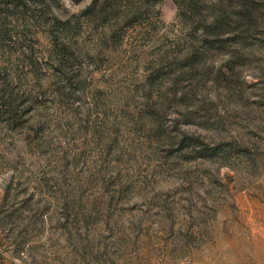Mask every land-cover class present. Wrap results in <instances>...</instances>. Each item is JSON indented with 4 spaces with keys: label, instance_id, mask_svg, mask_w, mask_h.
I'll return each instance as SVG.
<instances>
[{
    "label": "rangeland",
    "instance_id": "374dc122",
    "mask_svg": "<svg viewBox=\"0 0 264 264\" xmlns=\"http://www.w3.org/2000/svg\"><path fill=\"white\" fill-rule=\"evenodd\" d=\"M0 0V264H264V0Z\"/></svg>",
    "mask_w": 264,
    "mask_h": 264
},
{
    "label": "trees",
    "instance_id": "16d2710c",
    "mask_svg": "<svg viewBox=\"0 0 264 264\" xmlns=\"http://www.w3.org/2000/svg\"><path fill=\"white\" fill-rule=\"evenodd\" d=\"M73 1L74 2H80L81 0H73ZM97 2H98V0H93L91 6H89L87 10L89 11V10L93 9V7L96 6Z\"/></svg>",
    "mask_w": 264,
    "mask_h": 264
}]
</instances>
